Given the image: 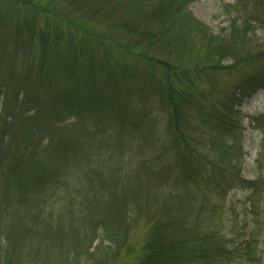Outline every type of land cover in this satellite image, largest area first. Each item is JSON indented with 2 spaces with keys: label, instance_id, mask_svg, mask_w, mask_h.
<instances>
[{
  "label": "trees",
  "instance_id": "obj_1",
  "mask_svg": "<svg viewBox=\"0 0 264 264\" xmlns=\"http://www.w3.org/2000/svg\"><path fill=\"white\" fill-rule=\"evenodd\" d=\"M67 1L80 3L84 12L86 7L91 9L92 18L102 20L101 27L85 30L87 35L68 32L63 38L62 29L47 30V25L38 24V13L43 18L50 13V0L47 6L33 0H0V72L13 73L22 56L18 74L0 77V264H53L52 207L61 189L70 186L69 178L79 186L87 180L91 184L93 173L108 171L105 175L111 187L119 185L112 195L119 200L124 197L119 209L122 223L116 224L112 213L108 217L94 213L88 217L89 245L78 255L72 245L62 246L61 252L71 255L70 264H80L81 257L87 263L94 255L90 252L88 257V251L99 230L108 233L103 240L118 247L125 242L132 213H149L153 198H160L155 192L162 186L152 184L142 168L134 180L137 187L127 177L129 173L123 177V168L114 165L120 153L110 150L107 137L119 136L123 142L130 135L139 143L144 131L151 133L157 127L159 114L173 140L176 162L187 183L193 180L199 187L202 202L213 196L223 198L236 181L247 189L257 185L221 167L210 168L198 179L195 168L206 166L207 146L211 150V145L215 147L236 130L235 107L264 88V48L251 45L246 36L248 21H232L226 36L218 38L187 12L193 0H134L122 13L103 8L105 0H95L92 7L85 4L87 0ZM237 2L240 10L260 0ZM12 9L26 13L17 15ZM34 40L38 50L33 55ZM10 43L14 55L8 53ZM157 50L188 55L193 58L191 68L151 55L150 51ZM226 61L231 64L223 65ZM194 71L211 82L219 74L237 77L232 88L211 101ZM134 95L140 100L132 106L129 97ZM152 95L157 97L155 102ZM50 105H63L77 119L62 122V114L47 112ZM205 126L209 129L203 134ZM194 138L200 139L196 150L189 146ZM86 144L99 146L95 167H88ZM219 150V158L232 165L230 148ZM111 165L113 170H109ZM87 168L99 169L89 174ZM70 192L66 190V195ZM184 200L190 213L178 212ZM162 203L163 212L148 218L151 226L135 264H239L242 257L235 255L244 249L227 245L214 229L198 224L200 207L207 208V203L195 204L188 191L168 194ZM60 229L65 230L63 224Z\"/></svg>",
  "mask_w": 264,
  "mask_h": 264
},
{
  "label": "rangeland",
  "instance_id": "obj_2",
  "mask_svg": "<svg viewBox=\"0 0 264 264\" xmlns=\"http://www.w3.org/2000/svg\"><path fill=\"white\" fill-rule=\"evenodd\" d=\"M33 1L40 2L43 5H46L47 2V0ZM50 2L48 4L50 13H48L46 18H43V15L40 16L39 13L37 14L38 24L47 25V30L48 28L56 31L62 29L64 31L63 38H66L68 32L81 35L87 33L84 32L85 30L89 32V30L101 27L102 20L96 21L95 18H92L90 15L91 9L88 7H86L87 11L84 12V7L80 3L73 5L67 0H50ZM94 2L95 0H87L85 4L92 7L95 4ZM133 3L134 0H105L102 2V7H111L113 10L122 13L123 10L131 8ZM237 3V0H193L187 7V12L207 26L210 32L218 38L226 36L229 31V24L232 21L239 24L241 21L246 20L248 21V33L246 36L252 41L251 45L255 49L264 48V0H260V3L256 6L251 2L240 10H237ZM54 9L57 11L54 12ZM12 10L17 15L26 13L25 9ZM21 29H23L22 26L19 30ZM121 33L123 34V32ZM6 38L7 35H4V39ZM6 43H9V41ZM36 43L37 40L32 43L33 55L38 50ZM15 51V48L10 43L8 53H13L14 55ZM150 53L163 61L184 65L185 67H190L189 65L193 59L188 55L184 57L182 55L177 56L175 52L171 51L167 54H163L160 50L150 51ZM21 58L22 56L17 58V66L14 68L13 73L9 74V71H7L6 74L15 76L19 73L18 64ZM189 59L190 61H188ZM229 64H231L230 61L223 63V65ZM194 73L200 75L198 83L202 89L210 93L209 100L211 99V101L212 99H219L229 88H232L237 77L234 73L228 76L219 74L214 82H211L210 79L204 77L203 73L199 74L197 71H194ZM8 75L4 74L3 69L1 70V78L5 79ZM152 96L155 102L157 97ZM129 99L132 100V106L138 104L140 100L135 95L129 97ZM127 105H129V102ZM62 106L50 105L47 112L62 114L64 117H62V122L65 120L64 123L77 119L72 110L64 109ZM235 110L237 112L236 130L231 135L223 138L221 143L219 140L215 147L211 145V150L207 146L204 150L206 154L203 153L208 158L204 159L206 166L203 163L195 166L198 173L197 178L200 179V174L209 172L212 167H221L222 169L224 168L226 173L238 174L240 178L253 180L257 185L253 190L242 187V184L237 181L232 183V187H229L223 198L213 196L209 200H204L208 207H200L203 211H201L197 221L202 227L207 226L214 229L222 236L227 245L245 250L241 255H235L242 257L238 260L239 264H264V88L247 97L240 106L235 107ZM204 114L208 117L207 111ZM108 119L110 118L108 117ZM88 122L94 123V120L90 119ZM158 122L153 132L144 131V138L139 143L130 135L128 137L124 136L123 142H119V136L115 137L114 135L108 136L107 139L110 150L120 153L117 154L119 156L117 158L118 163H114L116 162L115 160H113V163L118 166L117 168H123V177H126L125 173H129L127 177H130L132 184L137 187L134 180L142 168L152 184L162 186L155 192L160 198L157 199L156 196L153 198L155 202L149 213L141 211L132 213L125 242L120 244L119 247L107 239L103 240L107 238L108 233L105 235L106 232L102 233L103 231L99 230L98 238L92 243L88 251V257L91 256L90 252H93L94 255L87 260V263L83 262L84 259L81 257L82 259H78L80 264H135L140 257L141 245L147 239L148 230L151 226V222L148 223V218L163 212L162 204L166 201L162 202L168 194H174V192L185 194L188 191L192 202L197 205H203L204 202L201 201L199 187L193 180L187 183L186 175L176 162V150L173 147V140L169 133L165 131L161 114H159ZM193 126H196V124L194 123ZM208 129L206 126L203 127L204 131L202 133L204 134ZM213 133L219 135L215 129ZM191 140L192 142L189 141V146L196 150L200 139L197 138L196 140L194 138ZM92 146L86 144V150L90 155L89 161L91 160V164L88 167L97 165L98 154L97 156L95 154L99 146L97 144ZM222 146L230 148L228 154L233 159L232 165H230L231 163L228 164L224 157L219 158V148ZM149 160L152 164L147 165L146 163ZM113 168L115 167L109 168V170H113ZM95 169L99 168H87L89 174ZM125 170L126 172H124ZM109 173L108 171L103 175L93 173L90 177L93 183L90 184L87 180L81 186L76 180L69 178L70 186L61 189L60 196L51 210L53 214L51 215L53 220L51 224L53 233L51 241L54 242L52 245L53 264H70L71 255L61 252L62 246L72 245L74 254L78 255L89 245L90 240L87 236H90L89 223L91 222L88 219L90 215L97 213L99 216H107V214L112 213V219L116 220V224L119 223L121 225L122 219L119 209L124 197L122 196L119 200L112 195L114 193L113 188L120 187L119 185L111 187L109 177L105 175ZM70 189L71 192L68 196L66 195V190ZM156 204L161 205L156 209ZM80 206L82 211L79 212L77 210ZM178 209L182 210L178 211L179 213H190L185 200ZM60 220L65 230L60 229L62 224H57ZM73 220H75L76 224L73 223ZM116 224H112L113 228L117 226ZM80 225L81 229L79 228Z\"/></svg>",
  "mask_w": 264,
  "mask_h": 264
}]
</instances>
